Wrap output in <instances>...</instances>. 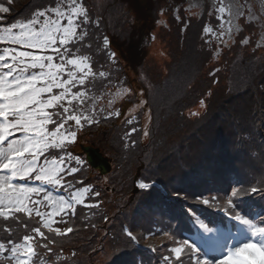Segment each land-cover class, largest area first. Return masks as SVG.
<instances>
[{
  "label": "trees",
  "instance_id": "obj_1",
  "mask_svg": "<svg viewBox=\"0 0 264 264\" xmlns=\"http://www.w3.org/2000/svg\"><path fill=\"white\" fill-rule=\"evenodd\" d=\"M69 1L0 0L10 8L0 13V27L29 22L36 12ZM77 1L87 7L88 23L79 17L76 37L87 35L66 47L69 55L88 58L94 73L84 85L88 100L115 86L128 87L131 95L123 103L135 105L137 112L119 123L118 116L99 111L98 123L86 127L84 143L99 148L112 169L102 174L93 168L83 176L82 185L101 191L91 199L99 206L82 208L64 238L68 243L56 241L53 255L72 249L83 256L80 264H109L113 249H120L136 252L143 264H173L165 257L188 239L187 231L195 232V217L210 227H224L226 215L236 211L245 217L258 212L261 220L264 192L246 191L264 181V54L256 37L244 31L226 46L222 18L210 14L208 1L199 17L173 0ZM162 11L168 21L154 33ZM157 41L169 58L164 65L149 55ZM139 181L152 187L141 190ZM235 188L240 194L231 197ZM204 198L209 205L200 203ZM189 255L184 247L182 264H192ZM41 256L46 264H60Z\"/></svg>",
  "mask_w": 264,
  "mask_h": 264
},
{
  "label": "snow or ice",
  "instance_id": "obj_2",
  "mask_svg": "<svg viewBox=\"0 0 264 264\" xmlns=\"http://www.w3.org/2000/svg\"><path fill=\"white\" fill-rule=\"evenodd\" d=\"M8 3L10 4L11 0H8ZM9 11L10 8L8 6L0 3V13H8ZM53 11L57 13L55 20L48 18L41 24L39 18L46 16L47 10L38 11L27 24L13 23L9 28L3 29V32L8 34L7 36L0 35V40L7 39L27 49L40 51L51 49L53 53L52 55H40L34 51H18L15 48H5L3 49V53L0 54V218L4 221L10 218L18 219L16 213H27L30 216L34 208H37L44 201H49L53 206V213L49 214L37 210L36 215L42 218L44 228L56 233L58 236H64L67 233H71L73 229L67 227L62 231L60 228H53L51 226L53 223L51 216L59 215L62 212L67 215L68 213L65 212V209L71 210L74 213V206L84 203L82 199L84 193L92 192L91 186L84 187L75 193L70 192L69 198L65 199L63 196H53L50 191L42 187H29L25 184L13 182L17 179L24 180L31 178L32 174L35 173L34 179L36 181H43L57 186L61 183V180L58 178L60 173L65 171L69 174L79 172L81 167L86 164V161L77 156L69 155L67 157L68 160H74L76 164L75 167L67 169L62 166L65 161V157L63 156L59 160L45 158L43 165L40 164V156L49 147L62 148L64 146L62 141H56L57 135L64 139L75 140L77 133L65 129L68 121H74L77 127L83 126L81 123L82 119L88 124L98 123L94 116L70 114L73 112V109L61 104V101H64L69 95L71 96V100H68L69 105H71L72 100L77 99H80L82 103L85 93L80 91L73 93L72 89L78 85L84 86L88 77L94 75V73H92L91 68L87 64V57L66 59L70 52V49L66 45L73 38L83 40L87 32L85 31L79 37H76L77 25H74L73 16L69 15L67 27H62L60 21L64 13L60 12L59 9H53ZM220 11L223 12L224 9L220 8ZM73 15L82 16V22L84 24L88 23V12L82 6L73 8ZM0 19H3V17H0ZM37 24H40L39 29L36 28ZM13 29H19V32L13 33ZM205 31L210 32L211 29H205ZM58 36L60 37L59 44L64 46L63 52L60 51L59 47H56ZM103 43L105 47L110 45V41L106 37ZM244 43H247V40ZM54 56L59 57V64L53 62ZM26 60L29 62L25 63ZM65 65H71L75 69V71H67V79L63 78ZM29 68L39 69V71H33L28 74ZM77 72L81 73L79 77L77 76ZM105 75V72H99L100 77H104ZM54 88L61 89L59 94H53ZM45 93L49 94L47 99L43 98ZM57 106L62 108V112L49 113L46 111V109ZM196 114L198 113H193V115ZM53 115L59 117V121H54ZM118 115V112L108 114L109 117ZM147 118L151 120L150 113L147 115ZM49 123L57 124L55 131L49 132L47 130L46 126ZM128 123L131 124L132 120H129ZM62 129L67 131V136H64V133L61 131ZM135 131L136 129L133 128L132 132ZM15 132H20L23 135L20 138L8 140V137L12 136ZM143 135L145 137L149 135L147 126H145ZM50 137L52 138L51 143L49 142ZM6 140H8L7 147H4L3 145ZM261 183V187H251L246 191H250L251 193L264 192V181ZM69 186L71 187V185ZM137 186L141 190H148L152 187L151 184L144 181H139ZM41 193H43V200H32L33 194L39 196ZM239 194V188L231 191V197H237ZM94 195L98 197L100 193L95 192ZM29 203H31L32 207H29ZM200 203L209 205V200L204 198ZM227 203L235 209L236 206L233 204L231 198L228 199ZM98 206V204L95 205V207ZM192 215L195 216V213H192ZM196 219L205 232L212 231L199 217H196ZM232 219L247 227L251 233L250 242L243 243L240 247L228 248L227 252L223 255L225 258L217 259L210 257L195 245L189 244L187 240H184L180 243L188 249L190 253L189 259L192 264H233V261H236L237 264H248V261L244 260L240 254L250 247L257 246V243L251 242L252 237L259 238L258 246L264 252V226H261L264 225V220H261L258 225L253 220L241 215L239 211L235 212ZM60 222L66 223L63 216H61ZM33 231L39 237L48 241L40 246L47 249L48 252H52V248L49 247V243L52 241L48 240L44 232L39 227L33 229ZM123 231L131 241L138 243L137 237L133 235L132 231L127 228ZM165 235L168 234L165 233ZM169 238L171 239V237ZM34 239L33 235H25L21 243H16L12 239H8L7 244L0 242V256L8 252L10 255L5 258L9 260L10 264H30L35 254L32 244ZM223 247H227V244ZM181 252L182 248L180 246L171 248V255L165 257L166 262L172 260L173 264H182L180 260ZM111 256L109 264H143L142 258L136 252L113 249Z\"/></svg>",
  "mask_w": 264,
  "mask_h": 264
},
{
  "label": "rangeland",
  "instance_id": "obj_3",
  "mask_svg": "<svg viewBox=\"0 0 264 264\" xmlns=\"http://www.w3.org/2000/svg\"><path fill=\"white\" fill-rule=\"evenodd\" d=\"M176 2L178 5L186 4V8L189 12V14L199 17L200 14L203 12L205 9V3L208 1L212 6L213 9L215 8L214 4L216 3V0H173ZM1 3V2H0ZM73 1L69 4L68 8H63L60 7L58 8L60 12L64 13V16L61 18V26L62 27H67L68 25V16L72 15L73 20H76L77 15H73V8H79L83 7L81 4L73 3ZM87 8V7H85ZM84 8V9H85ZM220 8H223L224 11L221 12ZM219 13H224L226 15V20H224V26H223V35L225 37V45L228 46L232 44L234 41V38L242 32H247L248 33V38L254 35L257 40L258 48L260 49V52L264 54V0H222L221 4H219V7H217ZM97 11H100L97 9ZM50 18L51 20H55L57 18V13L51 10L46 14L44 17H40V22L41 24L45 19ZM168 15L165 14V12H161V19L159 22H157V25L154 27V30L152 32H157L161 24H166L168 21ZM221 18V17H220ZM18 23H25L27 24L28 22H18ZM75 25V24H74ZM6 25H3L0 27V35H5L7 36L8 34L3 32V29L9 28L5 27ZM40 24L36 25V28L39 29ZM252 28V30H251ZM13 33H18L19 29H13ZM60 39V37H57V40ZM0 42H8L10 45L4 47H0V54L3 53V49L5 48H15L18 51H34L36 54L40 55H52V50L48 49L46 51H40V50H34V49H27L23 47L22 45H18L15 43L10 42L9 40H0ZM163 43L160 41H157L154 43L151 48L149 49V55L154 56V58L158 61V63H162L163 65L165 64V61H168L169 58L166 59V50L163 47ZM56 47H61L59 43H57ZM77 58H82V57H77ZM29 61H25V63H28ZM54 63L59 64L60 59L59 57L54 56ZM68 66V67H67ZM23 67V65H21ZM67 67V68H66ZM6 70V69H5ZM36 71L38 72L39 69H28V74L31 72ZM67 71H75V69L71 65H65V73L63 74L64 79H67ZM80 75V74H78ZM79 77V76H78ZM75 89V92H83L81 89H77L76 87L73 88ZM61 89H56L54 88L53 94H59ZM49 94H45L44 97H48ZM127 95H131V91L128 87L122 88L119 86H115L113 89H110L107 91L105 95H94L97 96L96 99H93V95H91V99L93 100V103L90 105L87 103L86 100L84 102H80L81 108L76 109L75 112H77L75 115H82V116H94L95 118L98 117V112L103 110L105 113L109 114L111 112H118L120 116H118V122L122 123L124 120L127 118H132L136 115V106L132 105L130 103H123L127 97ZM100 99V100H99ZM66 100H71V96H67ZM91 100V101H92ZM73 101V100H72ZM75 101V100H74ZM123 103V104H122ZM76 106H78L76 104ZM104 106V107H103ZM83 107V109H82ZM145 120V119H144ZM83 121V122H82ZM82 127H77L75 125L74 121H71L69 124H67V130L69 131H75L78 135L77 137L81 138L84 136V139L89 137L88 134H86V131L84 130L86 125L88 123H85L84 120L82 119ZM146 123V122H145ZM145 126V124H144ZM96 138V136H93ZM70 146V143H66L65 147L63 150L67 152V148ZM96 167V166H95ZM96 169H99L96 167ZM89 174V172L86 169H83L81 172V176ZM82 208L79 207L77 215L82 214ZM74 216V215H73ZM18 219H9L7 221L2 220L0 218V242H4L7 244L8 239H12L16 243H21L23 241L22 239H17L14 236V233H17L16 231L19 230H28L30 229V224L29 218L24 216V215H18ZM258 216L255 215V219H257ZM77 219V218H76ZM200 219V218H199ZM234 220V219H230ZM76 222V220H73ZM206 221V220H205ZM235 221V220H234ZM237 227L234 229L228 223V227H225L223 229L217 228L215 230H212L211 232H205L204 229L200 227L199 222L197 221L195 217V221H193L195 225L196 232H193L192 230H189L186 232L187 235H189V238L193 236V241L194 244L197 248H199L202 252L203 249H205L207 255L210 253H219L220 258L223 259L225 258L223 255L227 252L228 248H235V247H240L242 246L243 243L250 242L249 238L251 236L250 231L247 229L246 226L241 225L239 222L235 221ZM68 223V219H66V223ZM77 223V222H76ZM256 223V222H254ZM258 225L260 222L257 223ZM43 227V223L41 224ZM80 226V223L79 225ZM264 226V225H261ZM212 227H214L212 225ZM234 230H231V229ZM8 229V230H6ZM42 232H44L45 236H47V229L42 228ZM105 230H103L104 232ZM11 233V235H9ZM195 234V235H194ZM197 234H200V239H197L196 236ZM51 241L50 239H48ZM53 243H49V247L52 248V252H48L47 249L43 248V253L44 256L50 259V257H55L60 264H80L81 260L83 259V256L81 255L80 252L74 251L72 249H65L62 248L57 256L53 255V252H55V247L54 244L55 242H62V243H68V238L66 239H58L55 240L53 238ZM40 245L43 243H47L48 241H45L43 238L39 241ZM251 242L257 243L256 247H250L243 253H241V257L248 261V264H264V252H262L258 246L259 243V238L258 237H252ZM159 243H157L158 245ZM225 244H227V247H223ZM57 247V246H56ZM180 247L182 250H184V246L180 244ZM219 249H218V248ZM221 250V251H219ZM70 252L75 255H71ZM10 253L5 252L3 256H0V264H10L9 260H7L5 257H8ZM42 259H44L43 256H41ZM39 264L38 262H36ZM31 264V261H30ZM46 264V262H45ZM233 264H237L236 261H233Z\"/></svg>",
  "mask_w": 264,
  "mask_h": 264
},
{
  "label": "flooded vegetation",
  "instance_id": "obj_4",
  "mask_svg": "<svg viewBox=\"0 0 264 264\" xmlns=\"http://www.w3.org/2000/svg\"><path fill=\"white\" fill-rule=\"evenodd\" d=\"M46 94V93H45ZM44 99H47L48 97H44ZM61 104H63L66 107H71L72 109H74V107L72 106V102L71 105L68 104L67 101H62ZM47 112L49 113H56V112H62V108L57 106L55 108H50V109H46ZM74 113V111H73ZM72 113V114H73ZM11 119V117H10ZM59 117L53 115V120L54 121H59ZM47 130L49 132H53L55 131L57 124L56 123H49L47 126ZM66 129V128H65ZM64 133V136H67V131H65L64 129L61 130ZM23 134L20 132H15L12 136L8 137V140L14 139V138H20ZM57 142L62 141L63 142V147L62 148H55V147H49L43 155L40 156V164L43 165L45 158H48L49 160L55 159V160H59L61 156H65L66 152L63 150V148L65 147L66 143H70V152L72 151L75 155L79 158L82 159L83 157V150L82 147L83 145H90V144H84L82 142V140L78 141V138H75V140H71V139H64L63 137L57 135V137L55 138ZM8 140H6L5 142H7ZM49 142H52V138H49ZM93 147L96 148L95 145L91 144ZM7 147V144L5 145ZM94 156V155H93ZM94 164L96 166L99 165V161L96 159V157H94ZM65 169L69 168V167H75L72 166L71 164H68L67 161H64V164L62 165ZM82 168V167H81ZM96 170V169H95ZM99 172V170H97ZM73 174H69L67 171L60 173L58 175V178L61 180L60 185L54 186L51 184H46V182L43 181H35L34 177H35V173L32 174L31 178H26L24 180H20L17 179L15 181H13L14 183H19V184H25L26 186L29 187H42L44 189H46L47 191H50L53 196L55 197H60L63 196L65 197V199L69 198V193H75L79 190H81V187H78L79 182L81 181V178L76 177L74 180V177L72 176ZM72 176V177H71ZM71 185V187L69 186ZM85 194L82 196V199L84 200ZM32 200H43V193H41L39 196H36L35 194L32 195ZM80 204H76L75 206H78ZM29 207H32L31 203H29ZM39 210L40 212H44V213H49L52 214L53 213V206L51 204V202L49 201H44L42 204L38 205L37 208H34V210L32 211V214L29 216L27 213H16V217L17 214L18 215H24L26 217H29L30 220H32L30 226L31 230L33 231V229L39 227V228H43L41 226L42 224V218L40 216L36 215V211ZM65 212H67L68 214L65 215V213H60L59 215H52L51 219L53 220L52 223V227L53 228H64V226H62L63 223L60 222L61 220V216L64 217V219L66 220L67 217H70V210L65 209ZM29 231V229H28ZM17 233H14V236L17 239H22L25 235H33L35 237L34 241H32L33 247H34V251H39L40 250V245L37 243V237L38 234L31 232V233H21V230L16 231ZM47 237V236H46Z\"/></svg>",
  "mask_w": 264,
  "mask_h": 264
},
{
  "label": "water",
  "instance_id": "obj_5",
  "mask_svg": "<svg viewBox=\"0 0 264 264\" xmlns=\"http://www.w3.org/2000/svg\"><path fill=\"white\" fill-rule=\"evenodd\" d=\"M85 150L88 153V160L90 161L92 165H95L94 157H96V159L99 161V165L98 166L95 165V166L101 170V173H106L110 170L111 168L110 160L107 157H104L99 152V150L94 149L92 147H86Z\"/></svg>",
  "mask_w": 264,
  "mask_h": 264
},
{
  "label": "crops",
  "instance_id": "obj_6",
  "mask_svg": "<svg viewBox=\"0 0 264 264\" xmlns=\"http://www.w3.org/2000/svg\"><path fill=\"white\" fill-rule=\"evenodd\" d=\"M5 143H8V141H7V142H4V144H5Z\"/></svg>",
  "mask_w": 264,
  "mask_h": 264
}]
</instances>
